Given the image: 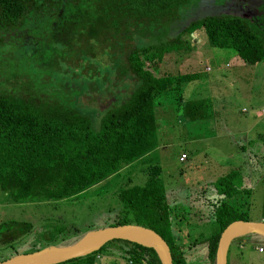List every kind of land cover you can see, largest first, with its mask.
Returning a JSON list of instances; mask_svg holds the SVG:
<instances>
[{
    "label": "rangeland",
    "instance_id": "1",
    "mask_svg": "<svg viewBox=\"0 0 264 264\" xmlns=\"http://www.w3.org/2000/svg\"><path fill=\"white\" fill-rule=\"evenodd\" d=\"M216 11L246 17L264 32L262 0H190L179 8L176 29ZM24 26L0 29V89L62 99L86 113L92 128L97 129L101 109L123 100L132 88L131 79L114 76L104 63L110 61L105 55L102 60L96 56V66L88 62L84 48L89 39L85 43L80 35L70 33L71 21L60 22L55 14L41 15ZM81 29L79 24L77 32ZM134 36L150 42L139 32ZM180 37L192 45L165 53L160 69L169 74L197 72L198 76L156 95L157 146L149 161L125 165L71 198L8 202L0 190V261L30 252L32 247L68 244L89 230L112 224L121 217L118 188L143 183L151 162L161 167L177 241L186 243L218 229L212 209L219 199L210 194V183L233 168L241 173V185L250 188L232 197L235 207L248 220L264 217V156L256 148L254 135L264 134V59L248 64L230 47L209 46L203 29L183 32ZM99 48L95 42L91 53L100 52ZM182 153L185 159L180 157ZM255 239L250 231L234 237L226 264H233L235 258L244 261L240 264H264V240L258 238L262 247L258 251ZM121 244L113 241L98 251L94 264H131L120 254ZM204 251L205 242L185 247L186 257L196 262L203 261Z\"/></svg>",
    "mask_w": 264,
    "mask_h": 264
},
{
    "label": "trees",
    "instance_id": "2",
    "mask_svg": "<svg viewBox=\"0 0 264 264\" xmlns=\"http://www.w3.org/2000/svg\"><path fill=\"white\" fill-rule=\"evenodd\" d=\"M189 1L0 0L1 30L22 29L34 16L55 14L60 22H72L74 28L70 33H77L85 43L89 39L84 48L89 53L88 62L96 66L95 62L99 64L98 60L105 55L110 61L104 63L111 67L114 76L120 74V79L133 82L123 100L101 109L97 129L92 128L86 113L62 99L55 101L0 89V190L8 202L71 198L125 165L149 161V154L157 146L153 109L156 95L171 85L177 89L198 76L197 72L169 74L160 69L165 53L189 47L180 37L183 32L203 29L209 46L230 47L244 63L264 59V32L239 14L216 11L176 29L179 8ZM138 32L150 42L134 36ZM95 42L100 52L91 53ZM256 137L257 150L264 156V134ZM160 171L159 164L151 162L143 183L118 188L121 217L110 225L136 223L152 228L167 243L172 264H214L221 229L231 220H248L237 210L232 197L250 188L241 185L242 176L236 168L216 177L210 183V194L219 199L212 209V220L218 229L183 243L176 240L179 235H173L168 195ZM251 235L255 242H260V235ZM113 241L122 243L120 254L131 264H161L153 247L122 238L108 240L90 253L46 264H94L98 251H104ZM199 242H205L204 259L192 261L186 257L185 247Z\"/></svg>",
    "mask_w": 264,
    "mask_h": 264
},
{
    "label": "water",
    "instance_id": "3",
    "mask_svg": "<svg viewBox=\"0 0 264 264\" xmlns=\"http://www.w3.org/2000/svg\"><path fill=\"white\" fill-rule=\"evenodd\" d=\"M242 226L253 228L250 232H255L264 240V221L262 220H244L234 219L228 222L220 231L217 238L214 251V264H226V255L230 241L239 236L241 233L237 229ZM98 230V235L91 239H85V232L76 240L63 245L48 244L38 249L25 253H16L7 259L1 260L0 264H46L64 260L69 257L84 255L90 253L108 240L122 238L135 241L137 243L151 246L157 253L161 264H172L171 255L165 240L152 228L136 223H122L116 225H108ZM89 230V231H94ZM247 232V231H246ZM139 233L144 235L149 241L145 244L129 238V234ZM50 255L60 256L54 261L45 260Z\"/></svg>",
    "mask_w": 264,
    "mask_h": 264
},
{
    "label": "bare ground",
    "instance_id": "4",
    "mask_svg": "<svg viewBox=\"0 0 264 264\" xmlns=\"http://www.w3.org/2000/svg\"><path fill=\"white\" fill-rule=\"evenodd\" d=\"M251 230H253V228L248 227V226H242V227L237 229V232L243 233V232L251 231ZM98 232H100V231L96 230V231H90V232L86 233L85 239L93 238L94 236L98 235ZM128 236H129V238H131L133 240H136V241H139V242H142L145 244L150 243V241L144 235L139 234V233H131ZM59 258H60V256L50 255V256L46 257L45 260L54 261V260H57Z\"/></svg>",
    "mask_w": 264,
    "mask_h": 264
},
{
    "label": "crops",
    "instance_id": "5",
    "mask_svg": "<svg viewBox=\"0 0 264 264\" xmlns=\"http://www.w3.org/2000/svg\"><path fill=\"white\" fill-rule=\"evenodd\" d=\"M190 45H192V43H189ZM189 48V47H188ZM187 48V49H188ZM192 51H195V49H192ZM205 66H204V70H205ZM207 70V69H206ZM205 70V71H206ZM162 71V70H161ZM163 72V71H162ZM261 112H262V109H261ZM255 135V137L257 136V134H254ZM257 138V137H256ZM256 144H257V146H256V148H258V144H259V141H256ZM150 155V154H149ZM181 157V156H180ZM183 159H185V156L183 157ZM256 220H262V221H264V217L262 216V217H260V218H258V219H256ZM252 239H254L253 237H252ZM258 243V245H260V242H257ZM256 246V245H255ZM244 261L242 260V259H239V258H235V259H233V261H232V263L233 264H240V263H243Z\"/></svg>",
    "mask_w": 264,
    "mask_h": 264
},
{
    "label": "built area",
    "instance_id": "6",
    "mask_svg": "<svg viewBox=\"0 0 264 264\" xmlns=\"http://www.w3.org/2000/svg\"><path fill=\"white\" fill-rule=\"evenodd\" d=\"M180 156L181 158H183L185 155L182 153ZM255 248H257L258 251L262 250V247L260 245H258L257 247L255 246Z\"/></svg>",
    "mask_w": 264,
    "mask_h": 264
}]
</instances>
